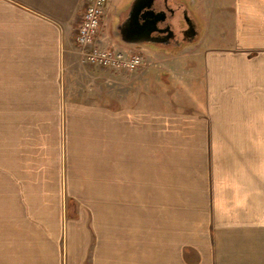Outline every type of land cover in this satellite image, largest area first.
Masks as SVG:
<instances>
[{
    "label": "crops",
    "instance_id": "1",
    "mask_svg": "<svg viewBox=\"0 0 264 264\" xmlns=\"http://www.w3.org/2000/svg\"><path fill=\"white\" fill-rule=\"evenodd\" d=\"M211 1L209 9L227 17V28L200 36L188 56L101 36L107 47L142 53L138 70L166 62L199 84L189 109L181 106L168 116L156 100L150 105L129 89L120 91L105 70L133 75L138 85L145 81L142 72L115 73L81 62L76 38L88 0H0V134L19 151L11 150V157L53 156L57 162L65 156L59 158L57 190L85 206L90 225V236L84 235L86 220H69V264H83L87 256L90 264H178L177 239L170 233L163 243L161 233L162 208L172 207L163 204V189L177 192V184L163 183L166 130L184 126L187 138L194 137L191 129L200 130L207 144H264V0ZM164 158L168 168L177 166V156ZM227 203L229 209L252 205ZM250 228L238 234L235 227H218L220 238L234 231L235 242L222 249L219 240L218 264H264V230L251 234ZM0 264L17 263L0 251Z\"/></svg>",
    "mask_w": 264,
    "mask_h": 264
},
{
    "label": "rangeland",
    "instance_id": "2",
    "mask_svg": "<svg viewBox=\"0 0 264 264\" xmlns=\"http://www.w3.org/2000/svg\"><path fill=\"white\" fill-rule=\"evenodd\" d=\"M135 1H108L101 36L107 35L108 40L126 45L114 34L113 28L120 15L127 13ZM178 1L187 6L189 17L196 26V35L191 40L182 41V34H179L180 41L186 43L180 49L162 48L163 54L191 55L202 42L199 41L200 36H207L224 27L226 30L227 22L223 20H227V17L217 16L218 10L214 14L209 9L211 0ZM228 1L232 0L218 2L223 5ZM169 6L177 8L171 1ZM177 18L183 20L180 14L175 17L176 21ZM136 53L142 55L140 52ZM158 66L157 69L152 67L149 70L143 68L135 72H120H142L145 81H140V85L133 81V75L128 79V76L124 78V75H114L107 70L105 73L107 78L114 81L115 86L121 87L120 91L127 94L126 89H129L130 94H138L146 104L154 105L156 100V104L164 108L168 116L171 110L173 115H177L180 108L189 109L186 106L193 103L196 92L200 91L199 84L188 80L182 73L174 72L176 69H171L166 62ZM111 81L110 84L113 83ZM122 87L126 89L122 90ZM187 113L183 110L184 115ZM4 115L0 113V116ZM184 128L176 127L172 131L163 129L166 130V138L163 139V174L167 168V177L163 176V183L166 180V184H171L172 187L177 184L174 187L177 192H165L166 188L163 189V204L168 202L172 207L162 208V239L165 243L170 233L171 239L173 236L177 239L178 264H218L219 240L222 249L225 246L234 248L235 245L234 238H231L234 231H226L220 238L219 226L235 227L238 234L245 232L248 226L251 228L247 232L251 234L260 228L264 230V144H207L199 133L200 130L190 128L194 137L187 138ZM17 138L18 136L15 140ZM8 139L4 133L0 134L1 254L6 259L14 256L17 264H69V220H86L84 235L90 236V225L85 206H81L72 193L66 190L60 193L57 190L56 180L61 177L56 174L63 167L59 158L63 159L65 156L57 157V162L53 156H44L43 159L40 156L11 157V150L10 155L19 151L13 145H8ZM165 156H177V166L174 167L171 163L173 167L168 168ZM50 157L53 159L50 160ZM45 159L47 162L42 164L41 160ZM41 166L47 169H42ZM10 170L14 171V175H11ZM25 174L28 176H24ZM228 200L241 201L242 205L251 201L252 205L250 208L229 209L226 208ZM176 203L177 207H174ZM240 242L238 240L239 246ZM83 264H90L89 256L83 259Z\"/></svg>",
    "mask_w": 264,
    "mask_h": 264
},
{
    "label": "built area",
    "instance_id": "3",
    "mask_svg": "<svg viewBox=\"0 0 264 264\" xmlns=\"http://www.w3.org/2000/svg\"><path fill=\"white\" fill-rule=\"evenodd\" d=\"M88 1L76 38L81 62L115 72H134L141 68L144 65L141 54L127 55L107 47L101 39L107 0Z\"/></svg>",
    "mask_w": 264,
    "mask_h": 264
},
{
    "label": "flooded vegetation",
    "instance_id": "4",
    "mask_svg": "<svg viewBox=\"0 0 264 264\" xmlns=\"http://www.w3.org/2000/svg\"><path fill=\"white\" fill-rule=\"evenodd\" d=\"M175 4L177 9H174L169 6V3ZM136 7V4L133 3L130 10L127 13L121 14L117 25L113 28L114 34L118 37L121 35L124 26L128 24L129 15L132 10ZM152 9L157 12H164L166 14V20L159 23L158 29L162 32H155L152 34L154 38L157 39L155 43L159 47L165 48H180L184 43L183 40H191L196 35V26L189 17V11L185 8V4L178 0H155L153 3ZM182 15L183 20H175V17ZM175 20V22H174ZM182 34V41L178 38V35Z\"/></svg>",
    "mask_w": 264,
    "mask_h": 264
},
{
    "label": "water",
    "instance_id": "5",
    "mask_svg": "<svg viewBox=\"0 0 264 264\" xmlns=\"http://www.w3.org/2000/svg\"><path fill=\"white\" fill-rule=\"evenodd\" d=\"M155 0H136V7L129 15L128 24L124 26L118 39L131 46L143 44L156 45L157 39L152 36L158 32V25L166 20L164 12L157 13L152 7ZM159 32H162L159 30Z\"/></svg>",
    "mask_w": 264,
    "mask_h": 264
}]
</instances>
